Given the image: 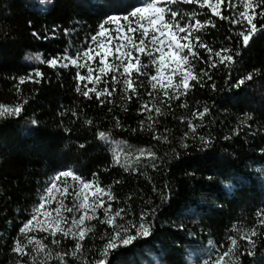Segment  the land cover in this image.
<instances>
[{
  "label": "snow or ice",
  "instance_id": "snow-or-ice-1",
  "mask_svg": "<svg viewBox=\"0 0 264 264\" xmlns=\"http://www.w3.org/2000/svg\"><path fill=\"white\" fill-rule=\"evenodd\" d=\"M40 3L45 4V0ZM47 3L51 4L52 0ZM110 3L111 0H103L105 7ZM181 3L198 5L199 8L181 9L178 7ZM225 7L229 15L225 14ZM217 17L220 21L227 20L236 30L214 47L201 34H207L209 26L217 27ZM76 23L70 22L68 27H63L62 36L69 37V40L62 50L54 49V54L47 56L28 57L38 65L30 67L25 75H19V84L29 80L34 84L43 83L45 72L39 65L57 75L64 70H74L75 93L98 104L100 111L106 108L111 114L105 123L85 113L83 125L92 134L95 144H88L86 136L77 137L86 141L79 144V149L87 152L93 146L122 144L127 150L113 149L108 167L122 168L127 173L141 175L142 169H167V162L159 155L158 148L159 143H172L169 135L162 134L158 127L160 118L167 115L165 107L171 110L173 103H177L190 112V116L180 117L186 129L180 137L179 148L204 151L216 140L210 132L200 134L207 126L205 121L211 110L207 104L201 110L198 102L195 110L191 109L190 94L197 90V86L199 89L210 88L213 93L239 89L262 73L255 67L242 72L240 58L253 38L264 34V0H118L115 8L99 12L96 25L79 44L71 39L79 35ZM29 25L35 29L32 21ZM61 27L53 25L50 30L47 27L43 31L36 29L31 36L45 41L61 39ZM219 70L226 73L223 86L214 79ZM16 90L19 93V85ZM26 103L27 100L12 106L0 104V118L21 117L26 111ZM129 105L136 107L135 127L116 111L120 108L127 117ZM81 111L82 104L78 103L70 109L65 108L60 115L64 117L70 112L75 118L74 123H79ZM252 119L251 115L245 114L244 120ZM38 123L37 119L31 120L32 125ZM64 131L71 133L72 129L64 127ZM164 132L168 133V129L165 128ZM125 133L129 136L148 133L151 139L140 148H135L127 140L114 139ZM223 139L228 141L232 136ZM171 151L180 155L175 147ZM260 153L264 156V147L260 148ZM100 176V172H92L89 178L76 168H64L44 181L38 201L27 213L28 218L20 222L17 237L11 244L15 264H137V256L144 257L142 264H175L159 258L160 253L156 257L152 255L157 222L160 215L167 212L162 205L171 203L172 185L168 182L162 186L153 184V195L141 197L143 206L137 212L131 196L121 201L113 191V186L123 183L122 180L104 185ZM226 186L232 188L231 184ZM156 197H159V204ZM114 204L123 206L114 207ZM17 211L19 215L20 210ZM189 213L194 214L192 210ZM200 213L208 214L202 209ZM255 215L257 226L249 229L233 224L225 236V243L208 239L205 246L194 242L191 251L185 253L189 257L187 264H239L243 254L238 255V239L250 245L244 254L254 256L257 239L264 240V207H260ZM97 224L105 229L99 237V244L95 243ZM172 227L185 230L183 222L179 225L172 222ZM189 234L196 235L194 230ZM89 237L93 244L86 248ZM65 241L72 247L65 249ZM163 252L167 253L168 249L163 248ZM125 256L128 258L122 260Z\"/></svg>",
  "mask_w": 264,
  "mask_h": 264
},
{
  "label": "trees",
  "instance_id": "trees-1",
  "mask_svg": "<svg viewBox=\"0 0 264 264\" xmlns=\"http://www.w3.org/2000/svg\"><path fill=\"white\" fill-rule=\"evenodd\" d=\"M117 4L118 0H111L108 7L104 6L103 0H52L51 4L47 0L45 4H41L40 0H0V104L12 106L27 100L24 105L26 111L21 117L0 118V264H15L11 244L17 237L20 222L28 218L27 213L38 201L44 181L64 168H76L89 178L92 172H100L104 185L122 180L123 183L113 186V191L121 201L131 196L137 212L143 206L141 197L153 195V184L162 186L165 182L170 183L173 188L171 203L162 205L167 212L160 215L158 230L152 241L153 257L160 253L159 258L165 262L187 264L189 257L185 253L191 251L194 242L205 246L208 239L218 244L225 243V236L233 224L249 229L257 226L255 213L264 207V156L260 153V148L264 147V34L254 37L240 58L242 72L255 67L262 70L260 75L254 76L239 89L213 93L210 88L199 89L197 86V90L189 96V105L193 110L197 102L201 110L204 104L210 106L211 114L205 121L207 126L200 134L210 132L216 137L212 147L204 151L179 148L180 137L186 129L180 117H188L190 112L173 103L171 110L165 107L167 115L160 118L158 125L160 132L169 135L172 140L171 144H158L159 155L165 158L168 167L142 169L141 175L108 167L112 161V150L124 149L122 144L93 146L87 152L79 149V144L86 141L77 137L86 136L88 144H95L92 134L83 125L85 113L105 123H108L111 114L106 108L100 111L98 104L88 102L75 93L74 70H64L57 75L46 66L39 65L45 72L43 83L34 84L29 80L19 84L18 76L25 75L30 67L38 65L34 59L28 60L29 56L54 54V49L62 50L67 45L69 37L62 36L63 27H68L70 22H78L75 26L79 35L71 39L79 44L89 29L96 25L99 12L115 8ZM178 7L185 10L199 8L198 5L183 3ZM224 11L226 15L230 14L226 7ZM215 19L217 27L213 29L209 26L208 33L201 36L209 45L218 47L236 29L227 20ZM53 25L62 26L61 39L45 41L31 36L33 30L43 31L45 27L50 30ZM224 75L226 73L219 70L214 77L220 86H223ZM116 100L119 103V96ZM78 103L83 108L79 123H74L75 118L70 112L61 117L60 113L65 108L70 109ZM129 107L127 117L120 108L116 111L135 127L136 107ZM245 114L253 119L244 120ZM32 119H37L39 123L32 125ZM64 127H70L71 133L65 132ZM165 128L168 133L164 132ZM234 132L238 135H233ZM224 136H232V139L225 141ZM114 139L127 140L135 148H140L146 146L145 142L151 137L148 133L135 136L125 133L116 135ZM173 147L180 152L179 156L171 151ZM228 184L232 185L231 189L226 186ZM156 203H160L159 197H156ZM116 206L123 205L114 204ZM201 209L208 214L202 215ZM17 210H20L19 215ZM189 210L194 214H190ZM172 222L176 225L183 222L185 230L173 228ZM104 230L103 225H96L95 243H100L99 237ZM193 230L195 236L189 234ZM231 234L236 235L235 232ZM238 243V255L243 254L239 264H264V240L257 239L252 257L244 254L250 248L247 241L238 239ZM92 244L93 240L89 237L86 248ZM63 247L67 249L72 244L65 241ZM163 248H167L168 252L164 253ZM143 259V256H137V264H142Z\"/></svg>",
  "mask_w": 264,
  "mask_h": 264
},
{
  "label": "rangeland",
  "instance_id": "rangeland-1",
  "mask_svg": "<svg viewBox=\"0 0 264 264\" xmlns=\"http://www.w3.org/2000/svg\"><path fill=\"white\" fill-rule=\"evenodd\" d=\"M53 174H54V173H53ZM53 174H52V175H53ZM69 182H71V181L69 180ZM39 195H40V194H39ZM38 197H39V196H38ZM69 202H70V200H69ZM40 235L42 236L43 234H40Z\"/></svg>",
  "mask_w": 264,
  "mask_h": 264
}]
</instances>
